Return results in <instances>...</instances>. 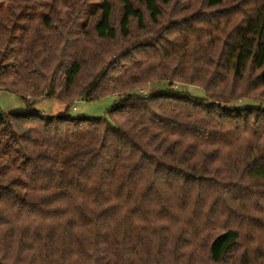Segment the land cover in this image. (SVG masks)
<instances>
[{"label":"trees","instance_id":"obj_1","mask_svg":"<svg viewBox=\"0 0 264 264\" xmlns=\"http://www.w3.org/2000/svg\"><path fill=\"white\" fill-rule=\"evenodd\" d=\"M174 2L102 0L79 27L82 2L60 28L0 0V89L119 96L109 118L0 111V264H264V106L236 107L264 104V0L164 24ZM118 39L106 65L91 45Z\"/></svg>","mask_w":264,"mask_h":264},{"label":"rangeland","instance_id":"obj_2","mask_svg":"<svg viewBox=\"0 0 264 264\" xmlns=\"http://www.w3.org/2000/svg\"><path fill=\"white\" fill-rule=\"evenodd\" d=\"M36 2L44 12H49L54 9L56 11V16L58 18V25L60 28L67 27L71 13H75L78 8L84 9L83 17L79 23V27L83 25L85 20L89 17L90 13L98 9L102 3V0H33ZM255 0H230L221 6L214 8L206 7L205 0H175L173 5L166 10L165 16L163 18V23L178 22L183 19H190L195 16V18L207 14L212 21L220 20V16L223 15L225 19L232 18L231 8L233 6H238L243 8L245 11L250 9V4L254 3ZM7 3H5L6 7ZM18 12V9L16 10ZM220 12V14H218ZM120 15V4L116 2V11L114 13L115 23H118V16ZM146 19H148V13L145 11ZM203 17V16H202ZM23 20L18 21V25L21 26ZM71 26V24H70ZM136 22H133V34H137ZM19 34V33H18ZM143 35L142 33H139ZM147 33H145L146 35ZM17 34H14L16 36ZM136 43V42H135ZM91 47L96 50L97 53H104L106 57V65L111 64L115 60L117 55L123 56L124 52L128 50L129 43L121 39L115 41H104L101 43L93 44ZM98 70V69H95ZM88 79L86 78V81ZM169 85L167 82H151L149 83L144 92L149 94L150 92L158 89L167 90ZM173 89H178L180 92H184L188 95L205 98L206 93L202 87L178 84L173 86ZM74 100L69 108L64 102L50 100V99H33L28 97L24 98L22 95L0 89V111L6 114L11 113H25L29 111H36L38 114L45 116H60L67 113L72 119L77 118H109V111L118 102L119 96L109 95L101 99L94 101L86 100ZM263 105L258 102L243 100L236 104V107L244 106H258Z\"/></svg>","mask_w":264,"mask_h":264}]
</instances>
